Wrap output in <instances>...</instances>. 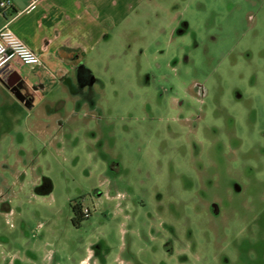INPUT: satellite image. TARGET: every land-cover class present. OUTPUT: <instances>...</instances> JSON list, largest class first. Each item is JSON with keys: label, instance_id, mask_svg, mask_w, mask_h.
<instances>
[{"label": "rangeland", "instance_id": "374dc122", "mask_svg": "<svg viewBox=\"0 0 264 264\" xmlns=\"http://www.w3.org/2000/svg\"><path fill=\"white\" fill-rule=\"evenodd\" d=\"M154 5L83 108L5 111L0 264H264V0Z\"/></svg>", "mask_w": 264, "mask_h": 264}, {"label": "crops", "instance_id": "0c3cea01", "mask_svg": "<svg viewBox=\"0 0 264 264\" xmlns=\"http://www.w3.org/2000/svg\"><path fill=\"white\" fill-rule=\"evenodd\" d=\"M167 1L43 0L34 9H27L31 0H12L11 8L0 9V31L13 30L41 56V64L32 66L14 61L0 74V135L7 121L5 111L23 115L28 128L32 111L39 104L64 107L70 102L83 108L89 90L95 91L98 83H103L96 68L107 66L112 59L114 44L120 42L118 29L124 21L139 15L143 18L151 6ZM192 1L200 5L202 0ZM159 22L158 35L162 32L167 35L170 26H165L164 20ZM185 22L188 26V21ZM148 27L153 31L151 24ZM147 28L145 33H152ZM178 32L183 30L179 28ZM19 87L23 93L27 88L32 94L27 103L19 98ZM56 89H63V95L50 96ZM89 101L94 104L93 99Z\"/></svg>", "mask_w": 264, "mask_h": 264}, {"label": "built area", "instance_id": "2783aa9c", "mask_svg": "<svg viewBox=\"0 0 264 264\" xmlns=\"http://www.w3.org/2000/svg\"><path fill=\"white\" fill-rule=\"evenodd\" d=\"M43 0H31L27 9L35 8L36 4ZM12 0H0L1 11L11 8ZM41 56L21 39L16 32L6 28L0 31V74L4 73L15 62L28 65L41 64ZM86 217L91 214L90 207H83Z\"/></svg>", "mask_w": 264, "mask_h": 264}, {"label": "trees", "instance_id": "16d2710c", "mask_svg": "<svg viewBox=\"0 0 264 264\" xmlns=\"http://www.w3.org/2000/svg\"><path fill=\"white\" fill-rule=\"evenodd\" d=\"M52 183H51V180L47 177H43V183L42 185L39 186L38 188V191L40 193H44V194H47L49 192H51V189H52ZM73 209L75 211V216L73 217V223L76 225V226H80L81 223L88 217L85 216V213H84V210L81 206H79L78 204H75V206H73Z\"/></svg>", "mask_w": 264, "mask_h": 264}, {"label": "water", "instance_id": "95a60500", "mask_svg": "<svg viewBox=\"0 0 264 264\" xmlns=\"http://www.w3.org/2000/svg\"><path fill=\"white\" fill-rule=\"evenodd\" d=\"M24 89L27 90V88H24ZM26 90H25V92H26ZM18 92L20 93V94L18 95L19 98H20L23 102L27 103V101L29 100V98H28V96H27L25 93L22 92V88H21V87L18 88ZM26 105H29V104H26ZM29 106H30V105H29Z\"/></svg>", "mask_w": 264, "mask_h": 264}, {"label": "flooded vegetation", "instance_id": "af4514ba", "mask_svg": "<svg viewBox=\"0 0 264 264\" xmlns=\"http://www.w3.org/2000/svg\"><path fill=\"white\" fill-rule=\"evenodd\" d=\"M16 86V85H15ZM29 98H32V94L30 92H27L25 93Z\"/></svg>", "mask_w": 264, "mask_h": 264}]
</instances>
